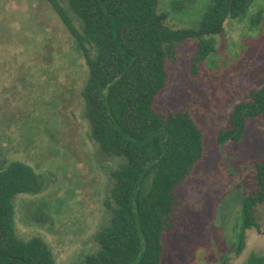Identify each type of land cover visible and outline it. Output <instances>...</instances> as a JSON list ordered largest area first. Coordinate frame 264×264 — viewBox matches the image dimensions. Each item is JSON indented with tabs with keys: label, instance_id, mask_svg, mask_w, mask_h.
<instances>
[{
	"label": "rangeland",
	"instance_id": "374dc122",
	"mask_svg": "<svg viewBox=\"0 0 264 264\" xmlns=\"http://www.w3.org/2000/svg\"><path fill=\"white\" fill-rule=\"evenodd\" d=\"M59 1L68 9V0ZM182 1L159 0L158 13L173 30L198 29L213 0L178 7ZM212 38L215 51L196 74L197 41L183 43L156 105L188 111L206 138L203 160L178 189L161 264H264V203L252 207L253 228H243L244 203L257 190L253 162L264 157V116L247 122L240 142L217 143L234 106L264 85V0ZM87 78L48 0H0V152L8 163L32 168L43 184L38 194L15 197L17 235L43 240L55 264H85L110 220L105 202L119 162L90 137L81 97ZM39 212L50 221L37 223Z\"/></svg>",
	"mask_w": 264,
	"mask_h": 264
},
{
	"label": "trees",
	"instance_id": "16d2710c",
	"mask_svg": "<svg viewBox=\"0 0 264 264\" xmlns=\"http://www.w3.org/2000/svg\"><path fill=\"white\" fill-rule=\"evenodd\" d=\"M253 1L213 0L198 29L173 30L158 13L159 0H68V9L48 0L87 67L81 97L90 137L119 162L105 202L110 220L96 236L99 251L85 264H161L164 237L175 227L178 189L203 160L206 138L188 111H160L157 101L168 89L183 43L197 41L191 58L196 74L215 51L212 37ZM263 116L264 85L234 106L217 143L240 142L247 122ZM253 166L257 190L244 203V230L254 226L252 207L264 203V157ZM42 188L32 168L8 163L0 152V264H55L43 240L23 241L16 230L15 197ZM34 219L50 221L42 212Z\"/></svg>",
	"mask_w": 264,
	"mask_h": 264
}]
</instances>
